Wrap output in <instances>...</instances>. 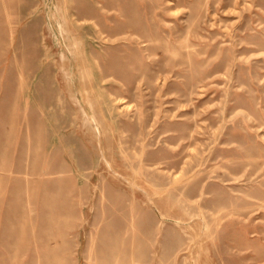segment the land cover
Returning a JSON list of instances; mask_svg holds the SVG:
<instances>
[{"label":"rangeland","instance_id":"obj_1","mask_svg":"<svg viewBox=\"0 0 264 264\" xmlns=\"http://www.w3.org/2000/svg\"><path fill=\"white\" fill-rule=\"evenodd\" d=\"M0 264H264V0H0Z\"/></svg>","mask_w":264,"mask_h":264},{"label":"bare ground","instance_id":"obj_2","mask_svg":"<svg viewBox=\"0 0 264 264\" xmlns=\"http://www.w3.org/2000/svg\"><path fill=\"white\" fill-rule=\"evenodd\" d=\"M84 92H85V93L87 94V96H88V92H87L86 89L84 90ZM90 110H92V109H90ZM94 125H95V124H94ZM95 127H96L95 131L98 132V134H100V136H101V135H102V128L100 129V128L97 126V123H96V126H95ZM95 127H94V128H95ZM97 136H98V135H97ZM97 141H98V140H97ZM98 145H99V144H98ZM101 146H102V144H101ZM101 146H100V147H101ZM101 148H102V147H101ZM101 150H102V149H101Z\"/></svg>","mask_w":264,"mask_h":264}]
</instances>
